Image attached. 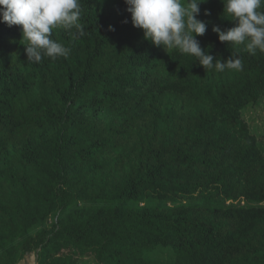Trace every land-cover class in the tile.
I'll return each mask as SVG.
<instances>
[{
  "label": "trees",
  "instance_id": "1",
  "mask_svg": "<svg viewBox=\"0 0 264 264\" xmlns=\"http://www.w3.org/2000/svg\"><path fill=\"white\" fill-rule=\"evenodd\" d=\"M80 6L83 36L53 30L67 59L28 62L0 22V264H264V150L243 116L264 52L220 42L222 0L197 39L242 70L154 46L124 0Z\"/></svg>",
  "mask_w": 264,
  "mask_h": 264
},
{
  "label": "clouds",
  "instance_id": "2",
  "mask_svg": "<svg viewBox=\"0 0 264 264\" xmlns=\"http://www.w3.org/2000/svg\"><path fill=\"white\" fill-rule=\"evenodd\" d=\"M135 28L143 30L145 40L166 52L178 50L197 58L206 70L223 72L242 70L238 55L226 61L217 59L201 48L197 37L207 31V23L198 19L200 5L206 0H124ZM224 15L235 26L226 30L213 27L220 42L244 45L250 55L264 52V0H222ZM205 15H210L205 12ZM80 0H0V22L20 26L26 43L27 61L40 63L47 57L67 59L71 49L53 38V30L62 28L73 38L85 34L80 22ZM126 22V21H125ZM73 29L75 31H73ZM110 30H114L110 27Z\"/></svg>",
  "mask_w": 264,
  "mask_h": 264
},
{
  "label": "rangeland",
  "instance_id": "3",
  "mask_svg": "<svg viewBox=\"0 0 264 264\" xmlns=\"http://www.w3.org/2000/svg\"><path fill=\"white\" fill-rule=\"evenodd\" d=\"M244 118L251 125L253 134L258 138L259 144L264 150V97L257 105L246 108L243 112ZM36 254L27 255L18 264H35Z\"/></svg>",
  "mask_w": 264,
  "mask_h": 264
}]
</instances>
